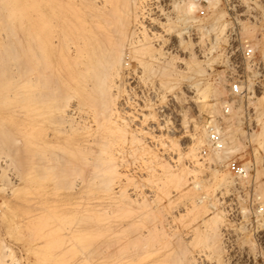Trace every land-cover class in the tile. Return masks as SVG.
<instances>
[{
  "label": "rangeland",
  "instance_id": "rangeland-1",
  "mask_svg": "<svg viewBox=\"0 0 264 264\" xmlns=\"http://www.w3.org/2000/svg\"><path fill=\"white\" fill-rule=\"evenodd\" d=\"M210 1L201 15L196 0H74L87 21L101 6L102 101L89 79L68 87L64 14L40 57L35 0H0V264H264V0ZM211 126L228 156L209 147Z\"/></svg>",
  "mask_w": 264,
  "mask_h": 264
},
{
  "label": "bare ground",
  "instance_id": "bare-ground-1",
  "mask_svg": "<svg viewBox=\"0 0 264 264\" xmlns=\"http://www.w3.org/2000/svg\"><path fill=\"white\" fill-rule=\"evenodd\" d=\"M5 4L7 1L9 0H2ZM11 1V0H10ZM18 1V0H17ZM80 1H83V0H80ZM84 1H87V0H84ZM112 3H113V0H111ZM131 1V0H130ZM60 2V1H59ZM58 0H35V3H36V7L34 8V12H35V21L33 23V27H34V32H33V35L35 37V40L37 42V45L39 46V55L40 57H45L50 49L49 48H46L45 45L46 43H48V35L49 33L51 32V23L53 21H51V18L53 19V17H57L59 16L60 14H64V17H68V18H64V29L62 31H66V29L68 28V35H69V38L68 40L71 41L72 45V49L71 51L69 50L70 49V45L68 46L69 47V56L70 59V63L71 64H74L73 68L75 70H73L70 66H67V65H64L62 67V71L65 72L66 74H68V87L69 85H72L73 88H77L79 83L82 81V80H85V79H89L88 81L90 82L89 86H87L89 89H87V91H85V93H87L88 96L90 95H94L92 93V91H97L98 95L100 98H102V101H103V98L102 95L104 94V83L106 82V78H104V75L106 73V69H108L107 67L110 65V68L112 67V64L113 62H109L107 56L108 54L106 55L105 51L103 50L104 47L102 45V42L99 41V36H100V39L103 40V38H101V34L102 32H98V35L96 33V31H100L101 28H102V25H101V20L103 18L100 17L99 15V12H100V7L98 5H95L96 3H92L94 5V8H92L94 10V13L90 16V18L88 19V21L84 18V10L83 9H86V7H84L82 10L81 9H78L76 6H75V2L74 0H67L65 3L63 2V4L59 3ZM106 2V1H105ZM212 3V6L213 8L217 7V4H218V0H211L210 1ZM79 2H77L78 4ZM123 3H124V0H123ZM80 4V3H79ZM85 4V3H84ZM89 4V3H88ZM88 4H85V5H88ZM90 4H91V1H90ZM107 4V3H104V5ZM114 5V3H113ZM128 5V4H127ZM126 5V7H127ZM16 6V5H15ZM17 6L19 8H22L20 5H18V2H17ZM16 6V8H17ZM91 6V5H90ZM91 6V7H92ZM103 6V5H102ZM125 6V5H124ZM10 7V6H9ZM80 7H81V4H80ZM89 7V6H88ZM125 7V9H126ZM196 4L192 1H189L183 5H181L180 7V14H182L183 16H186L188 18H192L193 19V16H194V12L196 10ZM12 8V7H11ZM43 8L44 9H47V12L45 10V12L43 11ZM121 8V7H120ZM20 10V9H19ZM22 10V9H21ZM110 10V9H109ZM124 10V9H123ZM129 10V9H128ZM127 10V11H128ZM104 12V10H103ZM102 13V12H101ZM109 13V11H108ZM123 13V12H122ZM126 13V12H125ZM90 14V13H89ZM111 15V14H110ZM118 15V14H117ZM105 16V14L103 15ZM112 16V15H111ZM111 16H110V19H111ZM136 16V14H135ZM59 18V17H58ZM57 18V19H58ZM106 18V17H105ZM113 18V16H112ZM120 18V17H119ZM128 18V17H127ZM60 19V18H59ZM101 19V20H100ZM183 19V18H182ZM106 20V19H105ZM113 20V19H112ZM111 20V21H112ZM115 20V19H114ZM114 20L112 22H114ZM123 20V19H122ZM121 20V21H122ZM125 20V19H124ZM123 20V21H124ZM129 20V19H128ZM191 20V19H190ZM219 19H215L213 20L210 24H209V30H211L213 32V37L215 39H220V38H223L225 37V33H224V25L225 24H220ZM110 21V22H111ZM118 21V20H117ZM120 21V22H121ZM127 21V20H125ZM124 21V22H125ZM111 22V23H112ZM115 23V22H114ZM129 23V21H128ZM127 23V24H128ZM113 24V23H112ZM111 24V26H112ZM124 24V23H123ZM63 25V24H62ZM106 25V24H105ZM104 25V26H105ZM120 25V24H119ZM129 25V24H128ZM127 26V25H126ZM115 27V26H114ZM122 28V27H121ZM126 28V27H125ZM108 30V29H107ZM116 30V29H115ZM122 30V29H120ZM119 30V31H120ZM126 30V29H125ZM118 32V31H117ZM121 32V31H120ZM119 32V33H120ZM124 33V36L126 35L125 33L126 32H122ZM65 32L63 34H61V40H65ZM108 34V33H107ZM104 35V34H102ZM131 35V34H130ZM106 36V35H105ZM105 38V37H104ZM107 38V37H106ZM105 38V39H106ZM112 38V37H111ZM110 38V39H111ZM116 39V38H115ZM114 37H113V40H115ZM108 41V40H107ZM69 42V41H68ZM106 42V41H105ZM103 41V44L105 43ZM111 42H109L110 44ZM105 44H108V43H105ZM108 44V45H109ZM118 44V43H117ZM116 45V43H115ZM105 46V45H104ZM143 46V45H142ZM264 46V45H263ZM103 47V49H102ZM107 48V47H106ZM110 48V47H109ZM116 48V47H115ZM262 48V52L264 54V47H261ZM112 49V48H111ZM114 49V48H113ZM108 50V49H107ZM118 50V49H116ZM121 50V48H120ZM131 50V49H130ZM108 52V51H107ZM113 52L114 54V51H111L109 53ZM122 53V52H121ZM129 53V51H128ZM61 55V60L64 61V59L67 58V56L64 54V53H60ZM116 55V54H115ZM119 56V55H118ZM134 56V55H133ZM121 58V57H120ZM116 60V59H114ZM113 60V61H114ZM118 60H120L118 58ZM111 61V60H110ZM115 64V63H114ZM72 66V65H71ZM119 66V64H118ZM115 68V66H113ZM117 67V66H116ZM112 72V71H111ZM110 74V71L108 72ZM103 78L105 79L103 81ZM112 79V78H111ZM84 82V81H83ZM82 82V83H83ZM172 82V81H171ZM81 84V83H80ZM107 85V84H106ZM118 85V84H117ZM84 86V85H83ZM80 87V86H79ZM116 88V87H115ZM70 89V88H69ZM171 89V87H170ZM79 90V89H78ZM110 90V89H108ZM69 92V91H68ZM107 92V90H106ZM77 93V92H76ZM81 93H84V92H81ZM84 93V95H86ZM109 93V92H108ZM82 95V94H81ZM85 97V96H84ZM99 98V99H100ZM81 99V98H80ZM98 99V101H99ZM101 100L99 102H102ZM110 101V100H109ZM106 104H108L107 102L108 101H105ZM111 102V101H110ZM109 102V104H110ZM104 103V102H103ZM102 104V103H100ZM103 105V104H102ZM77 106V104L75 105ZM104 106L105 104L103 105V107H101L103 110L104 109ZM107 107H110V106H107ZM106 108V107H105ZM74 110V109H73ZM110 110V109H109ZM108 110V112H109ZM69 112V111H68ZM106 112H107V109H106ZM73 113V112H72ZM94 113H97L98 115V112H94ZM96 115V114H95ZM104 115V114H103ZM80 116V115H79ZM105 117L107 115H104ZM108 116H109V113H108ZM96 117V116H95ZM69 118V117H68ZM72 119V118H70ZM79 119V118H78ZM101 119V118H100ZM104 119V118H103ZM106 119H109V118H106ZM98 120H99V116H98ZM85 121V120H84ZM102 121V120H101ZM92 123V122H91ZM96 124V122H95ZM99 124V123H98ZM70 125V124H69ZM76 125V124H75ZM109 125V124H108ZM261 127H260V131H259V139H258V146L260 148H262L264 150V122L260 123ZM83 126V125H82ZM88 126V124H87ZM90 126V125H89ZM85 128H87L86 126H83ZM104 127V126H103ZM115 127V126H114ZM216 128V127H215ZM69 130V129H68ZM85 130V129H84ZM89 130V129H88ZM99 130V129H98ZM96 130V131H98ZM203 130V129H202ZM216 131L220 132L217 128L215 129ZM69 132V131H68ZM99 132V131H98ZM71 133V132H69ZM103 133V132H102ZM105 133V132H104ZM103 133V134H104ZM112 133V132H111ZM110 133V134H111ZM88 134V133H87ZM69 135V134H68ZM93 135V134H92ZM95 135V134H94ZM93 135V136H94ZM100 135V134H99ZM74 137V136H73ZM72 137V138H73ZM98 137V135L96 136ZM71 138V139H72ZM105 138V137H104ZM114 138V137H113ZM230 138V137H229ZM228 138V139H229ZM86 139V138H85ZM92 139H96V138H92ZM107 139V138H106ZM82 140V139H81ZM88 140V139H87ZM97 140V139H96ZM98 140H100V138H98ZM231 140V139H230ZM70 141H73V140H70ZM105 141V139L103 140ZM68 142H69V136H68ZM80 142V141H79ZM85 142V141H84ZM92 142V141H91ZM94 142V140H93ZM108 142V141H106ZM111 142V141H110ZM83 143V142H82ZM81 143V144H82ZM97 143V142H95ZM109 143V142H108ZM88 144V143H87ZM232 144V143H231ZM69 145V144H68ZM71 145V144H70ZM76 145V146H75ZM78 144L74 143V147L68 150H70V153L72 155H74L76 152H78L79 150H81L79 147H77ZM84 146V145H83ZM82 146V147H83ZM231 146V145H230ZM101 147V146H100ZM101 148H104V147H101ZM227 150L226 152H224L225 150H223V153L225 155H227L226 153H229L232 152L233 148H230L229 145L226 147ZM107 150V148H104ZM109 150V149H108ZM107 150V151H108ZM221 151V150H219ZM228 156V155H227ZM227 156H224V157H227ZM86 163V162H85ZM212 182L215 183V185L217 187L219 186H223V188L227 186L226 189H228V186H230V184H232V181L229 180L228 176L226 175H221V176H218L216 175L215 173L212 175ZM232 187V186H231ZM194 263V262H193Z\"/></svg>",
  "mask_w": 264,
  "mask_h": 264
},
{
  "label": "built area",
  "instance_id": "built-area-1",
  "mask_svg": "<svg viewBox=\"0 0 264 264\" xmlns=\"http://www.w3.org/2000/svg\"><path fill=\"white\" fill-rule=\"evenodd\" d=\"M199 4L198 12L202 15L204 13L203 5L206 4L209 0H196ZM253 55V50L249 46L247 42L241 43L240 46V56L243 61H247L251 59ZM240 82H233L230 86V90L233 93L240 92ZM207 141L209 147L215 151L222 150L224 148V142L221 134L215 130L214 127H207ZM227 169L235 176V177H244L247 174V167L239 163L233 159L227 162Z\"/></svg>",
  "mask_w": 264,
  "mask_h": 264
}]
</instances>
